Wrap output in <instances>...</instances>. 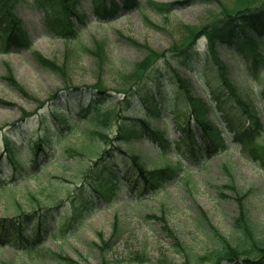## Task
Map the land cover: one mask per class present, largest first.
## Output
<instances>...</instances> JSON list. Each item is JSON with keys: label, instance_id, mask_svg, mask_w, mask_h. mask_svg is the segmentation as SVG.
<instances>
[{"label": "rangeland", "instance_id": "obj_1", "mask_svg": "<svg viewBox=\"0 0 264 264\" xmlns=\"http://www.w3.org/2000/svg\"><path fill=\"white\" fill-rule=\"evenodd\" d=\"M149 1L156 4L171 3L174 7L169 14L159 15L150 7ZM183 1L140 0L141 5L137 10L124 12L114 21L97 23L91 16L87 0H83L80 10L86 14V22L76 41L59 39L50 34L43 25L45 13L35 5V0L19 1L16 12L23 22L22 27L31 38L32 50L64 66L65 70L63 74H55L43 69L33 60L31 53L24 49L1 54L0 99L13 106H0V129L7 133L12 124H17L20 116L18 108L29 113L47 111L37 110L35 102L25 99L4 81L9 72L28 94L46 104L53 94L66 88L90 86L101 79L111 95L104 107L112 108L114 100L119 98L116 91L124 83L121 77L132 72L134 66L148 55L145 48L157 53L164 52L171 44L186 38L187 29L194 30V27L198 28L208 22L220 7L214 0H187L182 5L177 3ZM220 1L227 5L233 0ZM96 40L104 41L105 44L102 66H99L94 55L85 54L79 49L80 42L93 48ZM197 48L199 58L196 56L186 60V68L179 71L190 81L187 86L191 85L192 95L206 98L208 84L211 86L216 83V74L206 62L204 40H198ZM219 50L221 59L227 65L228 77L247 97L245 100L258 107L264 68L260 70L257 79L251 78L248 66H245L240 54L233 56L223 48ZM169 65L171 67L173 64ZM170 67L162 61L158 68L159 85H151L158 104L167 111L164 110L156 120L149 121L157 129L165 125L169 139L177 140L179 131L174 126L173 114L168 110L177 106V109L183 110L186 100L179 94ZM156 74L148 71L146 77L153 80ZM75 101H66L62 105L68 107L75 104ZM136 111L133 109V114H128L140 118L148 110L139 101ZM107 125L108 128L104 130L109 134L110 129H115V123L109 122ZM89 127L85 128L82 124L77 131L65 136L54 147L53 151L56 152L50 153L51 159L33 176L24 179L16 189L0 192V217L17 216L39 207L57 205L61 201L66 204L68 192L71 193L80 184L81 173L87 170L94 153L108 146L100 144L95 136L88 133ZM37 128L36 125L32 128L31 122L25 125L21 123L16 128L19 135L17 138L36 135ZM222 137L228 148L208 159L189 157L184 153L181 159L185 172L181 174V180L165 184L164 191H160L151 200L137 206L128 200L130 195L123 190L117 198L118 204L95 211L86 217L84 224L74 223L75 227L61 234L64 236L62 239L54 241L45 238L39 253L23 254L21 251L0 247V264H65L54 256L55 253L68 256L77 264H98L99 254L95 248L96 244H100L98 233L111 243L107 258L112 264L182 263L184 253L181 247L187 253L198 255L212 247L206 220L222 235H230L236 206L230 193L225 192L229 198H220L215 187L231 180L240 193L248 196L251 218L264 231V169L245 151L240 150L229 131L226 130ZM157 143L141 137L132 146L133 152L140 155L149 170L176 162V157L171 155L176 150L175 146L174 149L166 147L167 160L157 152L160 148ZM24 146L19 144L20 148ZM1 180L11 179L4 174ZM140 254L147 256L148 261H129L128 258Z\"/></svg>", "mask_w": 264, "mask_h": 264}, {"label": "trees", "instance_id": "obj_2", "mask_svg": "<svg viewBox=\"0 0 264 264\" xmlns=\"http://www.w3.org/2000/svg\"><path fill=\"white\" fill-rule=\"evenodd\" d=\"M19 1L22 0H0V53H8L12 48H30L22 22L14 12ZM82 1L35 0V4L44 10V25L48 32L65 40H77L78 24L84 25L86 16L80 11ZM214 1L220 6L219 11L198 28L193 26L194 30L187 29L186 38L181 39L179 43L171 44L167 50L160 53L144 47L149 52L148 55L134 66L132 72L121 77L124 83L116 91L120 96L112 108L104 107L109 96V89L101 79H97L93 85L80 88L71 86L50 97L48 111L40 114L37 119L42 130L34 137L35 139L33 136L29 138L27 150H19L13 144L12 137L3 134L0 173L6 167L8 174L18 180L33 174L37 166L42 165L48 153H51V150L74 130L75 125L82 122L87 121L91 126L86 125L87 128L89 127L88 133L95 136L100 144H108V146L94 153V158L91 159L87 170L81 173L80 184L74 191L68 193L67 212V208L61 201L53 209L40 208L39 211L33 210L13 217H1L0 247L11 250L20 249L26 254L35 253L45 236L62 239L64 236L61 234L72 228L74 223L83 222L85 214H91L97 209V202L104 201L105 207H111L116 203L117 193L124 187L135 196L136 199L133 202L140 203L156 196L165 182L180 178L182 163L179 158L175 164L171 163L164 165L163 168L149 170L140 156L133 154V151H126L124 147L130 146L133 139L139 138L143 133H148L149 138H157L161 148L169 145L170 141L164 138L162 132L153 129L148 120L161 113L156 93L151 85L152 82L159 85L158 68L164 61L168 67H170L169 64H173L170 68L178 86L181 89L185 87L186 92H190V85L187 86L188 80L181 78L175 69L186 66V60L198 56L199 39L204 40L207 58H210L209 62L216 72L217 82L211 87L214 105L211 106L188 93L187 111L184 113L186 119L178 124L180 137L177 144L179 146L182 144L185 148L189 147L188 154H194L196 151H205L210 154L218 147L216 141L221 139L219 131L228 128L237 133V140L241 145H251L247 148L248 152L254 154L255 151L261 150L257 158L264 164V142L256 143L258 140H263L264 120L251 105L242 100L239 89L228 78L226 65L218 53L220 47L226 46L231 54L238 52L246 61H253V68L257 64H264V54L260 51V47L264 44L262 37L264 35V0H233L227 5L222 4L220 0ZM87 2L90 12L98 20H112L121 11L136 9L140 6L139 0H87ZM186 2L187 0L177 3L182 5ZM149 5L159 15L169 14L174 7L171 3L156 4L152 1H149ZM104 48V43L99 41H94L93 48L79 45L82 52L97 58L99 66L103 65ZM31 53L34 61L42 68L55 74L64 73V66L55 61H49L36 50ZM148 71L158 74L152 80L146 77ZM4 80L21 96L35 102L38 105L37 109L45 107L44 102L33 98L19 86L10 72ZM136 94L138 98L134 99ZM261 97L264 101V87ZM74 100H76L74 105L63 107V102L65 105L66 101ZM139 101L144 104L149 113L140 119L128 116L127 112L133 108L136 109ZM229 101L231 104H228ZM0 104L8 105L1 100ZM261 112L264 113V110ZM20 113V122H26L32 115L21 108ZM176 113L179 117L181 116L180 111ZM73 116H76L78 120H75ZM109 122L115 123V129H110L108 134L104 128H108ZM195 136H199L210 146L199 147ZM253 143L256 145L252 146ZM219 147L224 148L223 145ZM159 153L166 157L164 150ZM16 186V183L0 182V191L13 190ZM215 190L222 198H229L225 192L230 193L235 203L236 213L232 219L231 233L229 236L222 235L206 220L212 247L198 255L187 253L178 245L184 253V256L183 253L181 255L184 257L183 261L179 264H264V231L251 218L247 204L248 196L240 193L232 180L222 186H216ZM55 211L58 213L55 214ZM97 237L101 244L95 245L99 254L98 264H112L107 258V252L111 250L109 241L103 239L100 233ZM54 256L61 263L77 264L63 254L55 253ZM128 259L137 262L148 261L147 256L143 254Z\"/></svg>", "mask_w": 264, "mask_h": 264}]
</instances>
